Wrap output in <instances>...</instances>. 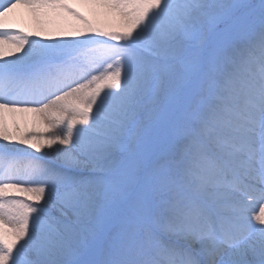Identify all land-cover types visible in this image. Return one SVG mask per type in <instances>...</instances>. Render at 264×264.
Listing matches in <instances>:
<instances>
[{
    "label": "snow or ice",
    "instance_id": "obj_1",
    "mask_svg": "<svg viewBox=\"0 0 264 264\" xmlns=\"http://www.w3.org/2000/svg\"><path fill=\"white\" fill-rule=\"evenodd\" d=\"M0 264H264V0H0Z\"/></svg>",
    "mask_w": 264,
    "mask_h": 264
},
{
    "label": "bare ground",
    "instance_id": "obj_2",
    "mask_svg": "<svg viewBox=\"0 0 264 264\" xmlns=\"http://www.w3.org/2000/svg\"><path fill=\"white\" fill-rule=\"evenodd\" d=\"M37 132H40V131H42V129L41 128H37V129H35Z\"/></svg>",
    "mask_w": 264,
    "mask_h": 264
}]
</instances>
